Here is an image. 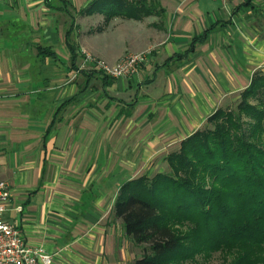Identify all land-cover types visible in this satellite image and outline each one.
<instances>
[{
    "label": "crops",
    "instance_id": "1",
    "mask_svg": "<svg viewBox=\"0 0 264 264\" xmlns=\"http://www.w3.org/2000/svg\"><path fill=\"white\" fill-rule=\"evenodd\" d=\"M93 1L0 0L3 219L52 264L140 259L114 216L121 186L167 172V156L264 74V0H157L160 17L102 30ZM147 51L128 78L87 60Z\"/></svg>",
    "mask_w": 264,
    "mask_h": 264
},
{
    "label": "trees",
    "instance_id": "2",
    "mask_svg": "<svg viewBox=\"0 0 264 264\" xmlns=\"http://www.w3.org/2000/svg\"><path fill=\"white\" fill-rule=\"evenodd\" d=\"M88 12L104 16L100 30L114 18L162 14L157 0H94ZM239 99L234 113L218 109L210 128L167 156L168 173L121 186L113 212L142 247L134 264L195 263L217 250L232 256L229 264H264V74Z\"/></svg>",
    "mask_w": 264,
    "mask_h": 264
},
{
    "label": "built area",
    "instance_id": "3",
    "mask_svg": "<svg viewBox=\"0 0 264 264\" xmlns=\"http://www.w3.org/2000/svg\"><path fill=\"white\" fill-rule=\"evenodd\" d=\"M150 52L127 56L114 65L87 60L107 77L119 79L135 76L141 66L148 62ZM11 198L8 186L0 182V264H52L53 255L46 254L42 249H32L23 243L19 232L4 221L3 214Z\"/></svg>",
    "mask_w": 264,
    "mask_h": 264
},
{
    "label": "rangeland",
    "instance_id": "4",
    "mask_svg": "<svg viewBox=\"0 0 264 264\" xmlns=\"http://www.w3.org/2000/svg\"><path fill=\"white\" fill-rule=\"evenodd\" d=\"M239 102H240V99H238L236 102L227 104L221 107L220 109L234 113ZM248 103L252 106H256L258 104L253 98L248 99ZM241 120L247 123L250 122L249 119L244 117L243 115L241 116ZM205 128H210V126L205 125L203 129ZM168 172L169 171L167 170V172L165 173H168ZM208 254L209 255H207V253H204V252L200 253L198 256L195 257V263L186 262L185 264H229L232 260V256L225 254L221 250H217V251H214Z\"/></svg>",
    "mask_w": 264,
    "mask_h": 264
}]
</instances>
